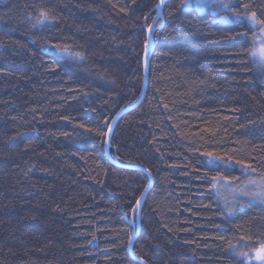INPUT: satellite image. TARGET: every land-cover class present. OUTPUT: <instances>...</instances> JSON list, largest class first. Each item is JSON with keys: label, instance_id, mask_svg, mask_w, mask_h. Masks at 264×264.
<instances>
[{"label": "trees", "instance_id": "16d2710c", "mask_svg": "<svg viewBox=\"0 0 264 264\" xmlns=\"http://www.w3.org/2000/svg\"><path fill=\"white\" fill-rule=\"evenodd\" d=\"M158 2L0 0V264H140L131 207L149 174L139 260L247 264L238 254L264 243V208L242 202L225 219L202 179L264 177V67L253 57L264 24L233 15L248 3L264 20V0L215 15L167 0L159 19ZM149 36L146 96L107 152L96 129L142 96ZM201 151L256 171L207 172Z\"/></svg>", "mask_w": 264, "mask_h": 264}, {"label": "snow or ice", "instance_id": "6c2138e0", "mask_svg": "<svg viewBox=\"0 0 264 264\" xmlns=\"http://www.w3.org/2000/svg\"><path fill=\"white\" fill-rule=\"evenodd\" d=\"M202 0H196V3H201ZM166 3V0H159V2L155 5V8L157 10H162L163 5ZM192 3V0H186L185 3L181 4V8L188 10L190 5ZM211 6H212V14H216L217 9H223V10H232L233 9V2L232 0H210ZM235 7L239 8L241 7L239 0H237V3ZM242 8L244 11H234L233 15L237 20H240L243 22L244 18H246L249 26H254L258 23L264 24V20H258L257 19V13L255 11L248 12L247 10L250 8V4L243 3ZM200 14V13H197ZM157 15H161V12L158 11ZM48 13L41 12V19L38 21V23H43L44 21L48 20ZM225 22H227V17L224 18ZM148 31L151 33L153 31L152 25H148ZM240 37L242 39H245L246 36L244 33H240ZM148 41H145V48H147ZM57 51H61L57 49ZM68 53V49L62 50L61 54ZM260 53L262 56V59H264V47H261ZM255 54V53H253ZM74 57L83 59V56L81 53H73ZM145 64L147 65V59H145ZM264 66V65H262ZM105 129H108V131H105ZM110 126L108 124H104L101 127H98L96 129L95 134L98 137L102 138H108L109 132H110ZM91 132L92 130L89 129ZM109 141L108 139L104 140V143L107 144ZM194 151H199V149H195ZM197 162L203 166L207 172H220V171H231L235 168L236 165L240 166V169L244 172H255L256 169L252 168V165L250 163H246L243 159H235L234 156H230L227 153L218 154L213 151H201L199 154V157L197 158ZM203 180L209 185V191L215 192L217 195L218 200H221L223 202V208L220 210V214L225 217V219L231 218L236 214V207L238 203L239 197H250V200L246 201L249 206L252 205V202L255 200H259L262 204H264V177L261 179V183L257 184L255 180H249L248 184L245 187H239L238 185H232L228 181V177L223 175H214L209 177L207 173L202 177ZM235 179V178H233ZM221 187H228L232 192L231 199L227 197H223L220 188ZM256 189V190H253ZM147 191V189H145ZM143 193L141 194L140 199H137L135 201V206L131 207V212L133 214V217L137 216L139 212L142 210V201H143ZM136 219H132L130 221V225L133 226V232L129 235L128 238V244L129 248L132 247L134 243L135 238V226H136ZM233 251L235 252V248H233ZM255 258L257 260H260L261 262H264V243H261L258 248L255 250ZM239 256L244 257L245 259L248 258L247 252H240L238 254Z\"/></svg>", "mask_w": 264, "mask_h": 264}, {"label": "water", "instance_id": "95a60500", "mask_svg": "<svg viewBox=\"0 0 264 264\" xmlns=\"http://www.w3.org/2000/svg\"><path fill=\"white\" fill-rule=\"evenodd\" d=\"M167 1V0H166ZM166 4V3H165ZM165 4L163 5V8H162V10H158V11H160L161 12V15H157V17H158V19L159 18H162V15H163V11H164V8H165ZM157 11V12H158ZM148 45H149V48L146 50L147 52H146V56H145V59H147V65H146V76H145V80H144V83H145V86H144V89H143V91H142V96L140 97V99L138 100V102H136L133 106H128L126 109H123V110H121L118 114H117V116H116V118L111 122V124H110V132H109V137L108 138H106V139H108V143L106 144V151L108 152V147H109V145H110V142H111V135H112V132H113V130H114V126L116 125V123H117V121L121 118V116H123V115H125V114H127V112H129V111H131V110H133V109H135L136 107H138V105L143 101V99L145 98V96H146V92H147V89H148V85H149V83H148V79H149V72H148V70H149V66H150V63H151V57H152V53H153V47H152V39H150V36H149V38H148ZM118 165V164H117ZM125 168H129V167H127V166H125ZM130 168H133V169H135L134 167H130ZM129 168V169H130ZM142 169V168H141ZM140 168H139V170H141ZM143 170V169H142ZM149 179H150V185L148 186V188H147V191H144L145 193L143 194V201H142V208H143V205H144V202H145V200H146V198H147V196H148V194L150 193L149 191L152 189V186H153V184H154V181H153V178L151 177V175L149 174ZM140 218H141V211L139 212V215H138V219H137V225H138V232H137V234L135 235V238H134V241L137 239V235H138V233H139V230H140ZM133 245H134V243H133ZM133 245H132V247L129 249V254H130V257L131 258H135L137 261H139V263L140 264H146V263H144L143 261H141V260H139L138 258H136L135 256H134V253H133V251H134V247H133Z\"/></svg>", "mask_w": 264, "mask_h": 264}, {"label": "rangeland", "instance_id": "374dc122", "mask_svg": "<svg viewBox=\"0 0 264 264\" xmlns=\"http://www.w3.org/2000/svg\"><path fill=\"white\" fill-rule=\"evenodd\" d=\"M195 4L200 9H203V8H206V7L207 8L211 7L210 0H202L201 3L197 4L195 2ZM256 28H257V26H256ZM256 35L257 36L255 38V45H254L255 46V50H254V53L255 54H253V57H255V59L257 60V62L262 66V65H264V59H262V56H261V53H260V49H261V47H264V32L262 30H257ZM262 67H264V66H262ZM261 179L255 178V179H252V180H255L257 182V184H260L261 183ZM247 184H248L247 181H245L244 183L242 182V184L241 183L239 184V185H241L239 187H245ZM253 190H256V189H253ZM220 192H221V194H222L223 197H227V198L231 199L232 192H231V190L228 187H221L220 188ZM248 200H250V197H239L238 198L237 206H239L240 203L246 202ZM220 202H221L222 206H224L223 205V202L221 200H220ZM252 203H255V204L259 205L261 208H264V204H262L259 200H255ZM255 249H253L252 251L247 252L248 253V258L247 259L244 258L245 262L247 264H264V262H261L260 260H257L255 258V251H254Z\"/></svg>", "mask_w": 264, "mask_h": 264}]
</instances>
